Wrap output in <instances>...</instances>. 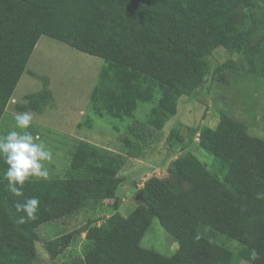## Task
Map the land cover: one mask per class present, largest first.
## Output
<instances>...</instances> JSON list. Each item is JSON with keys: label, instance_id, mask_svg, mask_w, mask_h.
I'll use <instances>...</instances> for the list:
<instances>
[{"label": "trees", "instance_id": "trees-1", "mask_svg": "<svg viewBox=\"0 0 264 264\" xmlns=\"http://www.w3.org/2000/svg\"><path fill=\"white\" fill-rule=\"evenodd\" d=\"M254 12L255 0H0V121L40 38L49 35L103 57L111 66L101 71L95 107L131 117L125 142L157 143L179 99L223 70L212 59L217 48H235L246 70L264 77V54L249 53ZM51 98L48 88L31 93L24 109L43 111ZM144 102L151 108L140 119L134 111ZM197 133L199 146L217 157L210 167L190 149ZM168 141L179 155L166 174L137 188L141 196L127 214L119 206L124 154L82 141L64 177L29 178L21 196L8 191L0 157V264H37L43 224L113 198V212L100 223L90 217L45 240L49 257L86 233L73 264H230V251L212 238L220 233L242 243L241 257L264 264V137L222 110L216 126L178 124ZM31 197L40 202L36 219L21 222L16 203ZM154 219L178 241L173 255L142 245Z\"/></svg>", "mask_w": 264, "mask_h": 264}, {"label": "rangeland", "instance_id": "rangeland-1", "mask_svg": "<svg viewBox=\"0 0 264 264\" xmlns=\"http://www.w3.org/2000/svg\"><path fill=\"white\" fill-rule=\"evenodd\" d=\"M253 17L257 27L249 53L253 51L258 57L264 54V0H255ZM212 59L215 64L223 65V70L214 78H210L198 92L179 99L177 113L166 123L162 138L153 144L140 142L135 138L125 142L128 126L132 123L131 117H121L117 112L110 113L111 109L104 105H101V109L95 107L94 96L101 71L111 65L103 57L78 50L49 35L40 38L16 87L15 96L22 100L25 93L39 89L42 91L51 84L55 88L56 99L54 97L51 98L52 101L46 102L48 109L45 113L55 115L47 116L51 123L59 125L56 121H61L67 125L69 119H76L72 122L71 140H87L100 146L115 147L122 152L128 151L129 155L135 157L134 161L144 170H132L131 166H127L126 159L125 168L120 172L125 181L119 190V206L120 211L127 214L137 204L136 192L142 179L151 173L162 175L157 169L168 167L169 158L174 159L179 155L178 145L168 141L171 130L178 124L214 127L219 120L220 111L224 110L246 122L252 133L264 137V77L249 73L241 54L236 52L235 48L219 47ZM220 75L222 78L219 79ZM53 101L56 103L52 105ZM149 106L151 108L148 102L142 103L134 111L135 116L142 119L147 111H150ZM130 121L131 123L127 124ZM199 140L197 133L190 149L210 167L217 157L201 148ZM115 201L114 198L108 199L98 209L90 208L79 214L43 224L39 229L37 247L40 258L37 264H73L81 252L86 233L78 235L70 249L65 250L56 259H51L46 253L44 241L83 226L90 217L100 223L113 212ZM213 235L212 238L216 242L230 251V264H253L240 256L242 243L238 239L220 233ZM142 245L166 255H173L179 247L176 238L158 219L153 220L142 239Z\"/></svg>", "mask_w": 264, "mask_h": 264}, {"label": "clouds", "instance_id": "clouds-1", "mask_svg": "<svg viewBox=\"0 0 264 264\" xmlns=\"http://www.w3.org/2000/svg\"><path fill=\"white\" fill-rule=\"evenodd\" d=\"M15 127L6 135L0 136V157L7 165L4 179L7 181L8 191L14 196L22 195V188L30 177L48 179L49 171L44 166L45 161H51V150L46 147L39 136H34L28 129L33 117L29 112L14 114ZM40 202L36 197L16 203L17 212L24 215L21 222L35 220Z\"/></svg>", "mask_w": 264, "mask_h": 264}, {"label": "crops", "instance_id": "crops-1", "mask_svg": "<svg viewBox=\"0 0 264 264\" xmlns=\"http://www.w3.org/2000/svg\"><path fill=\"white\" fill-rule=\"evenodd\" d=\"M48 85H49L48 90L52 93L53 98L55 97L56 99V95L54 93L55 88L51 84H48ZM39 91H41V89L30 92V93H25L23 97L21 98L22 100H19V98L15 96V92H16L15 90L14 96L12 100L9 102L6 108V111L0 121V136L6 135L11 130L20 131V129H17L15 127L14 114L29 112L33 117V121L28 131H30L34 136H39L40 140L44 142L46 147L50 149L52 153L51 161L44 162V166L49 171L48 179L62 178L65 176L67 169L70 167L73 155L82 141L77 142V141L71 140L72 122L76 119H73V120L69 119L70 121H68L67 125L64 122L56 121L57 123H59V125H55L54 123H51L47 119V116L55 117V115L53 114L51 115L45 114L46 110L48 109L47 106L44 107L43 111L24 109L25 103L28 102L26 97L31 93L39 92ZM89 101H91V99H89ZM55 103L56 101H53L52 105ZM148 108H150V106ZM7 118L9 119L8 121H6ZM129 123H131V121L128 122L127 124ZM121 143L123 144L124 142H121ZM101 147L109 149L117 153L124 154L126 155V157L130 156L127 153L128 151L122 152L120 151V149H116L115 147L113 148L106 147V146H101ZM122 150L124 149L122 148ZM134 159L135 157L134 158L132 156L128 157L127 166H131V169L134 171L144 170L143 168H141V166H139L137 162L134 161ZM171 159H173V157L169 158V162L171 161ZM167 168H168L167 166L161 167L162 173L165 172L166 174ZM31 178L42 179L38 177H31Z\"/></svg>", "mask_w": 264, "mask_h": 264}, {"label": "built area", "instance_id": "built-area-1", "mask_svg": "<svg viewBox=\"0 0 264 264\" xmlns=\"http://www.w3.org/2000/svg\"><path fill=\"white\" fill-rule=\"evenodd\" d=\"M160 171H161V169H157V172H159V174H160ZM161 172H162V171H161ZM152 175H158V174H155V173H151V174H149L146 178H143V179H142V181L140 182V186H143L145 180H146L149 176H152Z\"/></svg>", "mask_w": 264, "mask_h": 264}, {"label": "water", "instance_id": "water-1", "mask_svg": "<svg viewBox=\"0 0 264 264\" xmlns=\"http://www.w3.org/2000/svg\"><path fill=\"white\" fill-rule=\"evenodd\" d=\"M140 196H141V193L138 195V197H137V198H140Z\"/></svg>", "mask_w": 264, "mask_h": 264}]
</instances>
